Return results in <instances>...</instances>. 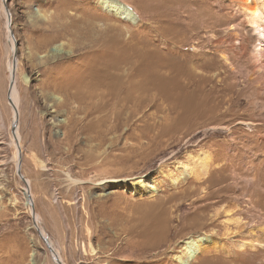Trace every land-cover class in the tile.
<instances>
[{"label":"rangeland","instance_id":"rangeland-1","mask_svg":"<svg viewBox=\"0 0 264 264\" xmlns=\"http://www.w3.org/2000/svg\"><path fill=\"white\" fill-rule=\"evenodd\" d=\"M121 1L134 20L97 0H0V264H55L13 159L9 31L21 172L64 264H181L196 236L217 245L187 264H264L249 244L264 234V57L247 3Z\"/></svg>","mask_w":264,"mask_h":264},{"label":"bare ground","instance_id":"bare-ground-1","mask_svg":"<svg viewBox=\"0 0 264 264\" xmlns=\"http://www.w3.org/2000/svg\"><path fill=\"white\" fill-rule=\"evenodd\" d=\"M243 1L245 3H247V7L245 8V11L243 12V14L246 18L245 19L246 22L250 25V27H249L250 32L253 35V37L251 38V43L254 44V46H253L254 50L252 52L253 60L255 63H257V61H258V64L256 66H258V69L259 68L262 69L263 65L261 63V57H264V0H243ZM97 2L100 4V6L106 12H109L111 14L114 13L116 16H118L124 20H130L131 21V19H133L135 17L132 9L124 1H121V0H97ZM6 22H8V21H6ZM8 27H9V24H8ZM9 36H10V33H9ZM9 36H8V38H9ZM9 40H10L9 48H10V51L12 53L11 54L12 59L9 61V65H8L9 66V80L13 77V83L10 87V101H8V99H7V101H8V104L11 106L12 113L15 117V118H13L15 120V122H14V125L12 126L13 129H15V131L12 132V127H11V139H12L13 145L15 147V154H14L13 159L16 162V168H17V164H19V162H20V151L18 149V147H19L18 142L20 140V133L18 130V118H19L18 116L20 114V107H19L18 91H17L15 79H14L15 75L12 76V66H13V59H14L15 51H14V45H13L14 43H13V40L11 39V36H10ZM260 43H262V50H259ZM16 64H17V58H16ZM24 78H25V76H24ZM24 81H28V78L26 77L24 79ZM197 158H198L197 159L198 162L197 163L194 162L193 164H196V166H198L197 167L198 168L197 173L200 176V175H203L206 173V169L208 166L207 165L208 157L205 155L203 157H197ZM0 160H2V159H0ZM191 170H192V168H191ZM198 175H197V177H198ZM67 176H68V178L72 184L75 183V180H72L69 177V175H67ZM18 177H19V175H18ZM136 180L139 182L141 187H144V185L142 184V180H140L139 178H136ZM26 181L29 184L28 179H26ZM23 194H24V192H23ZM29 210H30V208H29ZM226 212L228 213L229 210ZM36 219H37V217H36ZM212 243L214 244V246L217 245L215 240H213L212 238L207 237V236H196V237H192V238H187L186 240L183 241V244L181 247L182 250L184 251L183 256L185 258L183 260L181 258H179L180 263L181 264H187L189 261L192 260V258L198 252H200L203 249L204 245H206V244L212 245ZM249 244H250V246H253V245L262 246V245H264V234H261V236H259V237L253 238L252 242ZM52 247H53V245H52ZM54 251L56 252L58 257L62 261V257L60 256L59 251L56 249ZM30 255H31V258H30L29 264H33L34 263V262H32L33 254H30ZM63 264H64V262H63Z\"/></svg>","mask_w":264,"mask_h":264},{"label":"water","instance_id":"water-1","mask_svg":"<svg viewBox=\"0 0 264 264\" xmlns=\"http://www.w3.org/2000/svg\"><path fill=\"white\" fill-rule=\"evenodd\" d=\"M5 5V2H4ZM6 8V5H5ZM134 16L136 17V14H134ZM7 19L9 20L10 23V16L9 14H7ZM10 32V36H12V32ZM16 52L14 55V59H13V66H12V76L15 75L16 72ZM13 83V77L9 80V84H8V91H7V99L8 101H10V87ZM15 129H13L12 127V132H14ZM21 155V153H20ZM21 159V156H20ZM16 173L19 175L20 179L22 180V182H24L26 184V202H28L30 204V213L32 216V222H33V226L36 229L37 235L40 238V240L45 244V246L48 249V252L50 254L51 259L53 260V262L55 264H63V262L61 261V259L58 257V255L56 254V252L54 251L55 249L52 247V244L50 242V240L42 233L40 226L38 225V221L35 217V212H34V206H33V202H32V197L30 195V190H29V184L27 183L26 179L24 178V176L22 175L21 172V164L19 162V164H17V168H16Z\"/></svg>","mask_w":264,"mask_h":264}]
</instances>
